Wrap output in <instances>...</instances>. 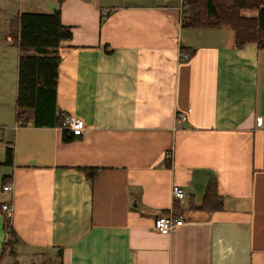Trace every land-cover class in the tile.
<instances>
[{
  "label": "crops",
  "instance_id": "0c3cea01",
  "mask_svg": "<svg viewBox=\"0 0 264 264\" xmlns=\"http://www.w3.org/2000/svg\"><path fill=\"white\" fill-rule=\"evenodd\" d=\"M56 9L73 32L58 110L86 129L65 141L32 112L0 126V264H264V49L183 26L182 0H18L16 15ZM171 212L184 223L155 230Z\"/></svg>",
  "mask_w": 264,
  "mask_h": 264
},
{
  "label": "trees",
  "instance_id": "16d2710c",
  "mask_svg": "<svg viewBox=\"0 0 264 264\" xmlns=\"http://www.w3.org/2000/svg\"><path fill=\"white\" fill-rule=\"evenodd\" d=\"M246 11L254 13L249 15ZM181 21L185 27L229 26L235 31L237 46L256 43L259 48L264 49V0H182ZM10 28L12 44L20 51L16 96L17 121L27 125L30 119L25 113L31 109L34 125L62 127L66 115L60 112L57 106L59 65L62 59L59 50L63 41L72 38V28L62 22L60 9L50 13H19L12 19ZM182 49L189 54L193 52L185 46ZM63 132L65 141L75 139L70 130L63 128ZM13 154L14 148L7 147L6 162L13 161ZM84 170L91 180L97 175L96 169ZM222 201L216 181L212 180L202 207L220 208ZM5 227L10 234L6 244L13 246L17 238L8 216Z\"/></svg>",
  "mask_w": 264,
  "mask_h": 264
},
{
  "label": "rangeland",
  "instance_id": "374dc122",
  "mask_svg": "<svg viewBox=\"0 0 264 264\" xmlns=\"http://www.w3.org/2000/svg\"><path fill=\"white\" fill-rule=\"evenodd\" d=\"M18 0H0V126L16 124V94L19 49L8 42L10 23L16 16ZM26 110V115L31 114ZM0 140V149L2 147Z\"/></svg>",
  "mask_w": 264,
  "mask_h": 264
},
{
  "label": "built area",
  "instance_id": "2783aa9c",
  "mask_svg": "<svg viewBox=\"0 0 264 264\" xmlns=\"http://www.w3.org/2000/svg\"><path fill=\"white\" fill-rule=\"evenodd\" d=\"M181 120L186 119V116L181 114L178 116ZM259 125L264 127V120L261 118L258 121ZM63 128L70 130V132L73 135H82L86 129V123L85 121L74 115H66L65 121L62 125ZM167 157L169 159L172 158V154L168 153ZM3 190L5 191H11L12 185L10 183H4L2 186ZM173 196L175 199L182 200L185 197V191L179 187L175 186L173 188ZM3 210L7 213L8 216L12 213V207L11 205L5 204L3 205ZM184 223V217L182 215L177 216L174 212L165 214V215H159L155 219L154 223V229L161 232V233H170L174 228L182 225Z\"/></svg>",
  "mask_w": 264,
  "mask_h": 264
}]
</instances>
